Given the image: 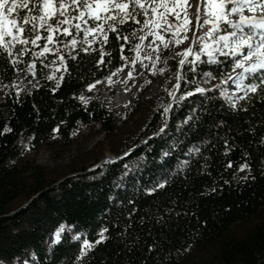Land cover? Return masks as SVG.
<instances>
[{
  "label": "trees",
  "instance_id": "1",
  "mask_svg": "<svg viewBox=\"0 0 264 264\" xmlns=\"http://www.w3.org/2000/svg\"><path fill=\"white\" fill-rule=\"evenodd\" d=\"M35 3L18 10V23L42 15ZM80 10L72 7L71 24L59 25L63 16L49 21L59 29L51 42L47 25L36 20L34 29L29 23L17 33L28 43L12 41L11 55L0 49V264H264L260 74L244 81L255 92L232 97L236 56L212 42L210 58L198 41L177 94L172 86L156 98L133 134L125 127L152 82L141 37L145 21L157 16L137 8L135 20L108 21L116 31L104 25L89 41L85 29L104 21L75 19ZM225 27L222 34L233 31ZM182 53L166 59L170 72ZM136 60L143 83L117 112L103 96L104 82L133 71ZM33 81L30 89L19 86ZM93 85L97 94L88 97ZM98 132L112 141L114 159L81 152L68 165L36 162L45 147L67 150ZM102 231L107 239L95 244ZM85 243L94 247L81 258Z\"/></svg>",
  "mask_w": 264,
  "mask_h": 264
},
{
  "label": "snow or ice",
  "instance_id": "2",
  "mask_svg": "<svg viewBox=\"0 0 264 264\" xmlns=\"http://www.w3.org/2000/svg\"><path fill=\"white\" fill-rule=\"evenodd\" d=\"M29 3L30 0H0V49L8 51L10 55L11 51L8 45H10L12 41L19 40L22 44L29 42L19 39L17 35V33L22 34L24 32L25 29L23 25L32 23L34 29L35 21H41V27L47 25L50 32L47 39L51 42L53 39L51 32L58 31L59 29L53 28L49 21L57 20L58 16H63L64 19L57 20V23L59 25L66 23L71 24L69 16L73 6L82 9L75 19L86 23L84 18L87 16L88 19L93 21H104L103 24L98 23L93 28H86V34L97 30L104 32V25H107L109 30L115 32L116 28L113 24H109L108 21L115 23L119 20V23H124L128 19L135 20L134 13L137 8L147 13L150 7L151 13L154 16H158L160 22L166 24L169 23L167 20V15L169 13H174L177 18H179L180 13L176 12L175 9L180 8L184 14L185 24L191 23L186 10L187 7L191 6L188 4V0H151V5L149 7H146L142 0H70V2L69 0H36L34 7L37 8L42 15L38 17H21L23 24L18 23L15 18L16 13L19 9H28ZM202 5L203 8L201 7ZM229 5H231V7H229ZM158 9H163V11H158ZM245 11L252 13V15H245ZM257 13L260 15H257ZM233 15H238L239 19L234 21L231 19ZM160 22L149 19L145 21V26L153 25L159 28ZM196 22L200 27H203V25H211L210 30L206 33L207 36L218 33L222 23L232 28L233 31L227 32V34L224 35H219L218 38L215 39V43L220 44L222 42L223 48H229L232 56L240 57L234 64V70H242L238 73L239 80L242 81L245 74H260L259 78L261 82L264 83V0H200L196 5ZM75 28L80 29V24H76ZM245 28L248 29L247 32ZM63 31L64 34H69L67 28ZM8 37L11 39H6ZM143 38L144 37H141V39ZM157 38L163 39L159 36ZM39 39L40 37L36 36V39L32 40L31 43L35 44ZM106 39L107 37L105 34V40ZM176 43L179 44L182 43V41L177 40ZM72 44L75 45L76 41L73 40ZM137 47H139V45ZM164 47L167 48L168 45L165 44ZM208 47V45H205L201 50L204 51ZM47 51H49V49L45 46L43 52L39 53V55H43L44 52ZM191 52L192 50L189 48L181 55L188 56ZM207 54L210 58L212 57L211 50H209ZM196 58L199 59V55H197ZM180 63L184 64L185 60H181ZM57 86H59V82ZM239 86L238 84V87ZM91 87H94V85L90 86L89 90H91ZM197 91L202 93L205 90L198 88ZM248 91L255 92L256 86L249 87ZM81 99H83V97H81ZM167 111L168 109L166 108L165 112ZM4 131H10V129L6 128ZM161 131H163V129H161ZM229 167H231V165H229ZM60 231H63V228H61ZM104 231L107 230L105 229ZM104 231L99 233L100 238L95 244H100L107 239L104 235ZM56 236L58 240L59 232H57ZM93 247V244L85 243L81 252V258Z\"/></svg>",
  "mask_w": 264,
  "mask_h": 264
},
{
  "label": "rangeland",
  "instance_id": "3",
  "mask_svg": "<svg viewBox=\"0 0 264 264\" xmlns=\"http://www.w3.org/2000/svg\"><path fill=\"white\" fill-rule=\"evenodd\" d=\"M142 2L145 3L146 7H149L151 5V0H142ZM200 2V0H188V4L191 5L190 7H187V13L188 17L191 20V23L185 24L184 22V14L183 11H181L180 8H176L175 11L180 13L179 18L174 13H169L167 15V20L169 23H163L159 21V17L157 16L156 21L160 22V27L156 28L153 25L144 26V38L141 47L144 45L148 46L147 50H144L145 56L147 54H150L151 58V79L152 82L149 85V87L144 91V93L141 95V106L137 113L133 114L131 118L128 120L127 128L130 129V132L138 133L140 131L141 127L145 123L146 118L150 114V111L152 109L153 101L158 98L159 96H162L163 93H165L170 87H175L179 83L181 79V75L177 72L178 68L174 71H169V64L166 62V59H174V56H176L178 53H184L187 49L191 48L199 41L201 43H205V45H208L209 47L206 49L207 51L213 49V43H215V39L218 38L219 35H224L221 33V30L218 33H214L212 36H207L206 33L210 30L211 25H203V27H200L199 24L196 22V5ZM203 8V5L201 6ZM231 7V5H229ZM149 11L150 7H149ZM158 11H163V9H158ZM245 15H249L248 12L244 13ZM251 15V14H250ZM257 15H260L257 13ZM201 18V23H202ZM231 19L238 20V15H233ZM41 23V21H40ZM171 25V26H170ZM229 27L226 25L224 29ZM245 31L247 32L248 29L245 28ZM101 31L97 30L95 32L88 33V39L89 41H93L95 38L98 37ZM162 37L163 39H159L157 37ZM181 40L182 43L177 44L176 41ZM167 44L168 47L165 48L164 45ZM246 51V50H244ZM230 52V51H229ZM185 59V58H184ZM240 59L239 56H236L235 60ZM242 70L237 69L234 76H232L228 80V92L232 97H238L240 94L245 93L247 89L249 88L248 85L244 84V81L246 77L249 74H245L244 79L241 81L238 79V73H240ZM131 74V75H129ZM179 74V75H178ZM120 75L122 76V84H115L114 80H117L120 78ZM20 79L21 76L19 75ZM132 79L133 82L129 85L128 81ZM143 79H142V69L139 65L138 61H135V65L133 68V71L129 70H123L121 72H118L111 76L107 81L104 82V85L108 87V90H106L103 93V96L108 98L111 105L114 107V109L117 112H121L124 110L126 105H128L130 99L133 97L135 91L142 85ZM238 84L240 85L238 87ZM20 87H23L25 89H30L32 86H35V82L19 83ZM116 89H125L128 92L132 89L130 92V95L125 102V104L119 106L116 105L112 99V94ZM98 88L92 87L88 97H92L95 94H97ZM100 98H103L102 96ZM85 139V138H84ZM82 139H80L81 141ZM117 142H119V139L116 138ZM77 142L72 145L71 148L63 151L59 150H52L49 148H43L36 157V162L38 164L48 166V167H55L61 164L68 165L70 162H72L73 158H75L76 155L80 154L81 152H87L90 154V156H96L99 158H102L101 161L108 160V159H114L113 154L111 152L112 147V141L106 139L103 132H98L88 138L87 140H83V142ZM88 155V154H87ZM82 158H79L78 160L81 161ZM98 163L95 167L99 166ZM21 264H26L25 262Z\"/></svg>",
  "mask_w": 264,
  "mask_h": 264
},
{
  "label": "bare ground",
  "instance_id": "4",
  "mask_svg": "<svg viewBox=\"0 0 264 264\" xmlns=\"http://www.w3.org/2000/svg\"><path fill=\"white\" fill-rule=\"evenodd\" d=\"M245 12H247V11H245ZM248 13H249V12H248ZM250 14L252 15V13H249V15H250ZM177 72L179 73V71H177ZM179 74H180V73H179ZM179 74H178V75H179ZM122 76H123V75H120V78H119V79L114 80V83L117 84V85L122 84ZM131 91H132V89L130 90V92H131ZM130 92H128V91L125 90V89H116V90L113 92V94H112V99H113L114 103H115L116 105H119V106L125 104V102L127 101L128 97H129V95H130ZM247 92H249L248 89H247V91H246L245 93H247Z\"/></svg>",
  "mask_w": 264,
  "mask_h": 264
},
{
  "label": "water",
  "instance_id": "5",
  "mask_svg": "<svg viewBox=\"0 0 264 264\" xmlns=\"http://www.w3.org/2000/svg\"><path fill=\"white\" fill-rule=\"evenodd\" d=\"M188 57H189V55L186 56L184 60L186 61ZM182 65H183V64H180L179 67H178V71L180 72V75H182V74H181V72H182ZM180 82H181V79H180L179 83L177 84V86H176V88H175L174 96L177 94L178 88L180 87ZM171 105H172V101H170V104H169V106H168V108H167L168 111H169ZM168 111H167V112H168Z\"/></svg>",
  "mask_w": 264,
  "mask_h": 264
},
{
  "label": "built area",
  "instance_id": "6",
  "mask_svg": "<svg viewBox=\"0 0 264 264\" xmlns=\"http://www.w3.org/2000/svg\"><path fill=\"white\" fill-rule=\"evenodd\" d=\"M113 158H114V155H113Z\"/></svg>",
  "mask_w": 264,
  "mask_h": 264
}]
</instances>
